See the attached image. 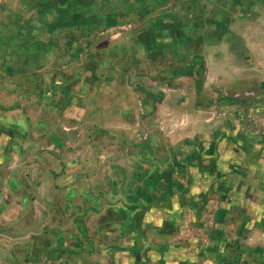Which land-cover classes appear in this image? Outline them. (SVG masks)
<instances>
[{"label":"crops","instance_id":"crops-1","mask_svg":"<svg viewBox=\"0 0 264 264\" xmlns=\"http://www.w3.org/2000/svg\"><path fill=\"white\" fill-rule=\"evenodd\" d=\"M37 9L0 33V79L29 76L46 109L65 97L74 108L40 117L37 130L0 129V203L10 192L0 264H264V144L253 142L264 118V0H39ZM136 24L133 50L118 34L83 52ZM58 31L69 32L73 58L92 64L56 81L44 74L58 72L47 68ZM148 50L153 67L141 60ZM114 57L127 65L98 66ZM136 130L148 137L139 147ZM99 137L113 142L104 160Z\"/></svg>","mask_w":264,"mask_h":264},{"label":"rangeland","instance_id":"rangeland-1","mask_svg":"<svg viewBox=\"0 0 264 264\" xmlns=\"http://www.w3.org/2000/svg\"><path fill=\"white\" fill-rule=\"evenodd\" d=\"M38 1L39 0H2L3 4H1L2 6H0V23L3 24V27L2 29L0 28V31L2 30L0 33L9 32L10 29L13 28L12 26H9V25L12 24L15 27V21L20 22V23H23L24 21L28 22L31 19L32 15H34L38 11L37 9ZM47 19H48V15H45L44 20H47ZM33 26H36V24ZM143 28L144 27L142 25L136 24V25H133L128 30H119V29L111 30L104 35L97 36V38L93 40L92 46L88 43L86 45V41H85L84 44L86 46H85V49H83L84 50L83 52L87 51L86 53H90V51H93V50L95 51L105 50L108 43H110V39L113 36L115 37L118 34L126 36L125 43L126 45L130 46V48L133 50V43L130 39H127V38L130 35L135 34L138 31L142 30ZM68 33L69 32L62 33V31L57 32L58 41H57L56 46H54L53 48L54 52L48 55V61H47L48 67L47 68H49V66L56 67L58 72H56L55 74L46 73L44 74L45 78L55 77L56 81H59L61 74H62V70L70 67L72 68V71H74L76 67L84 66L85 64H92L89 61V59L86 58L87 57L86 55L80 59L73 58V55H74L73 49L71 50V47H69V45L70 46L73 45V41L68 40V36L66 35ZM150 45L153 47L154 43ZM135 49H138V48H135ZM147 53H148V56L146 55L145 58L143 59L139 58V59L144 61L145 67L155 66L157 64V63L155 64V62L158 56L156 55V53L153 52V50L151 51L148 50ZM46 59L47 58L44 59V62ZM139 59L138 58L131 59V62H130L131 65L138 63ZM0 61H1V58H0ZM162 64L163 62L161 63V65ZM164 64L169 65V62L166 63L164 61ZM120 65H127V64L123 61V59L119 57H114L113 59H108L107 62L104 61L98 64V66L106 67V68L108 67L114 68ZM76 76L77 75L75 73L67 74L68 82H70L71 84L74 83L75 78H77ZM99 76L100 75H98V77ZM102 76H103V79L106 80L107 79L106 77H108V74L103 72ZM120 77L121 75L118 74L119 79ZM38 78L40 79L42 78V76H38ZM134 79L135 78L133 77L130 78V80L133 82L136 81ZM150 79L151 78H148L147 81H149ZM35 83H36V79H35ZM35 83L32 80V78L29 76L20 77L17 79L10 78V77L0 79V129L1 130L7 129L9 131H15L19 133L24 132L26 131V128H27L25 126L26 123L31 125L32 128L34 127L37 130L38 124L36 121L40 117L54 116L57 119L60 113L64 114L66 112L68 113L73 112L72 108L74 107L71 106L70 104L72 99L68 100V98L66 99L65 96H64L65 98H58L55 101V104L53 105L51 110L46 109L43 103L44 101L41 99V96L39 95V92L37 91L38 89H36L37 86ZM132 86H135V85L132 83ZM70 92H73V89ZM163 94L166 95V93H163ZM57 95H59V93H57ZM157 96L161 97V94L159 93L157 94ZM138 99H140V97H138ZM140 100L142 101V99ZM159 102L161 103L162 101L161 100L156 101V104L152 108L153 111L154 109H157ZM77 105H78L77 107L80 113H82L84 116H87V114L89 113L88 111L90 107H84L80 103H78ZM140 107H142V111L145 112L142 104L140 105ZM85 108L87 109L84 110ZM185 123H186L185 120L181 121V124H185ZM85 124L86 122H82L81 128H82V131H85L87 133L89 130H91V127L86 126ZM152 126H154V123L151 124V127ZM141 127H142L141 125L138 126L137 124L135 129L140 128L141 130L142 129ZM157 128L159 130H163L162 124L161 125L159 124V127ZM256 128L258 130V138L253 137V142L255 143V145H258L259 148L261 149V146L264 144V118L261 117V115H259L258 117V125L256 126ZM97 130H99L100 132H104V133L108 132L104 128L101 122L98 123ZM136 133H137L136 140H134V142L132 143L136 147H139L143 141L148 139V137L144 133H138V130H136ZM97 140H98V143L96 144L99 147L100 152H102L100 160H104L106 158V155L103 153L104 151H107L108 145H112L113 142H111V140L107 137H99ZM128 156L130 157V161L127 160L128 162H132V163L138 162L137 158H135L137 157L136 155L128 154ZM263 159H264V154H260L259 160H263ZM111 161H114L115 163H122L119 160L115 159L114 157ZM20 172L23 176H26V174H31L30 172H27V170H23V169L20 170ZM211 192H213V190H211L210 193ZM5 193H10V192L6 191ZM5 193H3V201L0 203V206H3L4 203L8 201L9 194L5 195ZM211 194H214V192ZM216 204H218V202ZM252 206H254V204L251 205L250 203L246 206H243V209L250 210L252 209ZM216 209L218 210L219 208H216ZM235 218L236 217L233 215L231 224H233V222L236 223ZM106 220L107 219L104 218L105 222ZM82 223L85 226V219H82ZM4 253L7 255L9 251H6Z\"/></svg>","mask_w":264,"mask_h":264},{"label":"trees","instance_id":"trees-1","mask_svg":"<svg viewBox=\"0 0 264 264\" xmlns=\"http://www.w3.org/2000/svg\"><path fill=\"white\" fill-rule=\"evenodd\" d=\"M16 22H17V21H15V25H16ZM18 23H19V22H18ZM23 23H24V25H26V24H27V21H24Z\"/></svg>","mask_w":264,"mask_h":264}]
</instances>
